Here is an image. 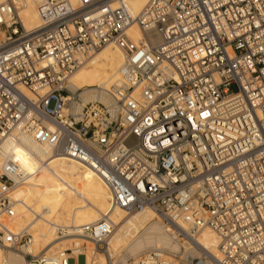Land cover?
<instances>
[{"label": "built area", "instance_id": "1", "mask_svg": "<svg viewBox=\"0 0 264 264\" xmlns=\"http://www.w3.org/2000/svg\"><path fill=\"white\" fill-rule=\"evenodd\" d=\"M21 3L0 2V264L10 252L25 264H97L96 254L110 264L106 216L79 232L89 254L73 243L21 251L29 234L3 221L15 214L12 175L22 174L1 150L21 138L88 165L111 207L153 210L174 240L197 247L195 236L212 231L215 264H264V0H148L135 16L123 0H35L30 30ZM108 43L124 56L105 90L110 102L74 111L81 99L68 79ZM164 252L150 248L124 264H163ZM173 256L175 264L206 258Z\"/></svg>", "mask_w": 264, "mask_h": 264}, {"label": "bare ground", "instance_id": "2", "mask_svg": "<svg viewBox=\"0 0 264 264\" xmlns=\"http://www.w3.org/2000/svg\"><path fill=\"white\" fill-rule=\"evenodd\" d=\"M76 1L70 0L72 4ZM123 1L130 15L135 16L148 0ZM21 2L18 14L23 27L27 30L37 27L35 0ZM129 32L133 39L138 38L139 31L134 24ZM83 59L82 65L68 79L69 88L81 99V103L74 104V111L88 101L110 102L105 90L117 79L124 56L113 43H108ZM19 89L31 97L27 88L20 86ZM1 150L3 154L16 158V169L22 174L19 179L12 175L17 184L9 191L8 197L15 214L3 222L14 232L25 230L29 234L30 240L20 246L23 253L36 254L42 250L65 248L72 243L78 245L83 240L79 235L81 228L96 224L106 216L114 223L108 239L110 264H124L125 257L150 248L167 250L162 253L163 264H175L173 254L183 258L198 253L206 257L203 264H215L218 239L212 231L201 230L194 240L197 247L189 246L174 240L176 236L153 210L145 208L127 213L111 207L102 178L83 162L24 138L19 143L5 140ZM63 227H67L69 232L64 236L57 235V229ZM65 240L72 241L67 243ZM88 258L86 256V261ZM97 259V264H108L105 256L100 255ZM6 261V264H25L22 253L10 252Z\"/></svg>", "mask_w": 264, "mask_h": 264}, {"label": "rangeland", "instance_id": "3", "mask_svg": "<svg viewBox=\"0 0 264 264\" xmlns=\"http://www.w3.org/2000/svg\"><path fill=\"white\" fill-rule=\"evenodd\" d=\"M155 219H157L158 220V218H156L155 217ZM159 222H160V220H159ZM66 241V240H65ZM72 241V240H71ZM70 240L67 242V243H70L71 242ZM182 243V242H181ZM79 244H81V245H83V246H85V248H86V251L88 252V254H89V251L91 250V248H92V244L90 243V242H88L87 240H84V238H83V240H80L79 241ZM145 251V250H144ZM144 251H141V252H139V253H137V254H141V253H143ZM18 254V253H17ZM100 255H102V254H96V258H98ZM136 255V254H135ZM168 255H170V254H168ZM103 256V255H102ZM178 256V255H177ZM104 257V256H103ZM115 259V257H113L112 258V261ZM125 259H127L126 257H125ZM98 260V259H97ZM111 261V260H110ZM99 262V261H98Z\"/></svg>", "mask_w": 264, "mask_h": 264}]
</instances>
